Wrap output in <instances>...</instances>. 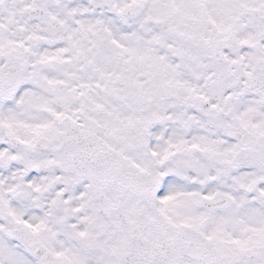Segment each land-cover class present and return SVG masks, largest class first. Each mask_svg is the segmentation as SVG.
<instances>
[{
	"label": "snow or ice",
	"instance_id": "1",
	"mask_svg": "<svg viewBox=\"0 0 264 264\" xmlns=\"http://www.w3.org/2000/svg\"><path fill=\"white\" fill-rule=\"evenodd\" d=\"M0 264H264V0H0Z\"/></svg>",
	"mask_w": 264,
	"mask_h": 264
}]
</instances>
